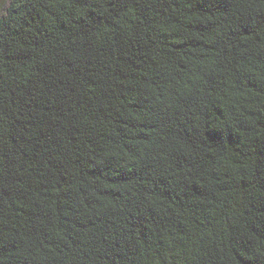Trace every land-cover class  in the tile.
I'll return each instance as SVG.
<instances>
[{"label": "trees", "instance_id": "1", "mask_svg": "<svg viewBox=\"0 0 264 264\" xmlns=\"http://www.w3.org/2000/svg\"><path fill=\"white\" fill-rule=\"evenodd\" d=\"M0 264H264V0H9Z\"/></svg>", "mask_w": 264, "mask_h": 264}, {"label": "rangeland", "instance_id": "2", "mask_svg": "<svg viewBox=\"0 0 264 264\" xmlns=\"http://www.w3.org/2000/svg\"><path fill=\"white\" fill-rule=\"evenodd\" d=\"M9 3V0H0V17L4 14L5 6Z\"/></svg>", "mask_w": 264, "mask_h": 264}]
</instances>
